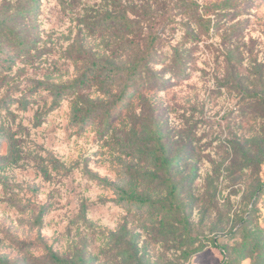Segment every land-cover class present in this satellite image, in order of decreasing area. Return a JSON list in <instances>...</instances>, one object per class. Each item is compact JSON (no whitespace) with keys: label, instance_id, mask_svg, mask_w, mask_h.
<instances>
[{"label":"rangeland","instance_id":"374dc122","mask_svg":"<svg viewBox=\"0 0 264 264\" xmlns=\"http://www.w3.org/2000/svg\"><path fill=\"white\" fill-rule=\"evenodd\" d=\"M0 264H264V0H0Z\"/></svg>","mask_w":264,"mask_h":264},{"label":"trees","instance_id":"16d2710c","mask_svg":"<svg viewBox=\"0 0 264 264\" xmlns=\"http://www.w3.org/2000/svg\"><path fill=\"white\" fill-rule=\"evenodd\" d=\"M118 19V17H114ZM119 19H125L123 16ZM127 27L128 34L132 35L136 32L133 29L134 23L127 20L123 21ZM131 24V25H130ZM159 40V36L156 34L149 33L135 42L132 39L129 40L128 46H125L126 56L128 58L127 65L122 64L119 68H114L115 76H122L121 88L123 90H128L130 93H134L137 90H142L144 88H162L167 83L161 74L164 70L155 71L153 69L154 63H157L159 59L163 60L165 63V68L175 72L176 76L182 75L188 67V55L187 50H179L176 47L172 49L170 56L164 52H158L156 43ZM120 48V47H117ZM159 58V59H158ZM158 59V60H157ZM140 199H144L141 197Z\"/></svg>","mask_w":264,"mask_h":264}]
</instances>
